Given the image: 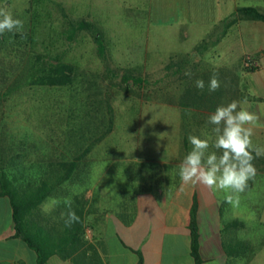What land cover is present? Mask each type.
<instances>
[{
  "label": "rangeland",
  "instance_id": "obj_1",
  "mask_svg": "<svg viewBox=\"0 0 264 264\" xmlns=\"http://www.w3.org/2000/svg\"><path fill=\"white\" fill-rule=\"evenodd\" d=\"M234 5L254 8L264 16V0H230L221 7L220 13L230 11ZM0 8L24 22L23 36L19 32L0 35V79L9 83L8 89L16 90L0 102V127H3L0 144L3 141L5 155H16L13 166L31 170L39 159L58 157L61 151L77 147L78 141L87 144L107 130L101 144L104 147L111 144L126 150L142 149L147 144L153 148L171 145L173 139L168 137L175 110L146 107L163 104L168 96L169 102H181L192 94V90L182 89L181 85L179 92L171 94L173 85L166 84V79L171 82L172 78L169 74L166 76V67L179 64L183 53L196 45L197 31L202 34L206 28L198 23L179 29L174 19H180L175 18L180 11H173V15L171 10H165L163 0H35L33 4L30 0H0ZM61 9L71 20L90 21L102 34L103 59L96 57L88 32H80L73 43L64 41ZM232 13L236 14L233 10ZM182 30L187 34L184 40L180 37ZM211 30L206 32L208 36ZM238 30L235 36L240 41L236 38L230 57L233 66L240 53L264 50V21L242 19ZM211 45L206 39L200 50L210 52ZM30 54L49 57L63 54L62 60L75 67L72 84L62 88L31 87L27 85L26 73L20 79L11 80L27 64L25 59ZM246 60L255 61L258 68L256 59L248 53L240 58L242 67ZM209 64L200 66L203 76ZM126 72L140 76L149 84L159 78L164 82L150 85L147 95L136 88L125 90L119 83ZM109 73L115 80L108 79ZM237 78L242 93L264 97L263 89L252 88L250 75ZM124 136L133 139L122 140ZM260 181H248L246 191L239 194L238 205H221L220 226L234 218L243 224L242 228L223 233V239L226 242L237 239L251 248L245 253L246 258L250 257L246 264H264V183ZM6 202L0 198L1 229L10 226ZM244 260L237 258V264H243Z\"/></svg>",
  "mask_w": 264,
  "mask_h": 264
},
{
  "label": "crops",
  "instance_id": "obj_2",
  "mask_svg": "<svg viewBox=\"0 0 264 264\" xmlns=\"http://www.w3.org/2000/svg\"><path fill=\"white\" fill-rule=\"evenodd\" d=\"M228 2L230 0H163L165 10L180 11L175 17L180 19H174L179 29L185 30L186 26L199 23L207 30L204 29L202 34L197 31V43L183 53L180 68L174 66L166 72V76L170 74L172 78L171 82L166 79V84L173 85L171 94L179 92L180 85L182 89L192 90V94L181 102L172 103L167 99L164 104L146 107L175 110L168 137L173 139L171 145L153 148L147 144L142 149L125 150L111 144L110 147L101 146L102 137L95 145H91L93 141L84 144L90 145L89 149L74 146L53 157L71 162L86 150L83 160L73 162L71 177L59 184L52 197L38 205L34 217L48 233H72V227H65L61 218L62 213L69 211L64 200L70 198L71 210L80 217L83 228L78 241L63 244V253L50 255L46 264H193L186 230L193 203L197 206L198 254L202 264H237V257H227L222 251L220 212L221 205L227 203V193L213 191L200 184L184 185L182 190L179 177V165L192 149L188 139L190 135L209 141L208 154H222L212 146L216 137L208 117L218 106L233 100L242 102L246 110L257 115L252 141L264 148V97L242 93L237 78L250 75L252 88L264 90V50L259 48L247 52L258 63L253 72L242 69L240 58L247 54L245 52L240 53L238 62L232 65L233 47L236 38L240 39L235 33L239 34L242 18L225 27L233 15L232 10L236 12L238 9L234 5L233 9L228 7L230 11L220 13L221 7ZM212 28L208 36V30ZM183 30L180 37L184 40L187 34ZM206 39L212 43V51H195L198 44ZM202 63H210L206 76L200 70ZM188 70L191 77L185 75ZM177 72L180 74L178 80L173 79ZM213 74L221 86L210 93L207 85ZM197 79L204 80V90L196 88ZM124 138L133 139L124 136L122 140ZM49 159L34 162L31 170L19 168L32 173L45 170L50 166ZM253 164L257 170L253 180L264 183V156L256 158ZM6 207L10 216L8 203ZM10 234V226L0 228V264H36L33 251L19 239L7 238ZM242 262L246 264V261Z\"/></svg>",
  "mask_w": 264,
  "mask_h": 264
},
{
  "label": "trees",
  "instance_id": "obj_3",
  "mask_svg": "<svg viewBox=\"0 0 264 264\" xmlns=\"http://www.w3.org/2000/svg\"><path fill=\"white\" fill-rule=\"evenodd\" d=\"M35 0H30L33 4ZM61 16L64 19L63 29L61 30V36L66 43H73L76 40V36L80 32H88L91 35L94 44V53L98 59H103L105 54V46L102 38V34L97 31L93 24L87 20H71L69 19L63 10H60ZM249 19L264 21V16L258 13L254 8L245 7L238 8L236 14L228 18L225 27L233 25L238 19ZM203 41L198 44L195 51H198L202 46ZM31 55V54H30ZM25 59L26 65L19 68L21 71L15 73L13 78H22L23 74H28V86L46 87V88H62L72 84L75 76V67L68 62L62 60L63 54L49 57L45 54L31 55ZM23 61V60H22ZM176 66L180 68L179 64H171L166 67V70L170 71V67ZM27 67V68H25ZM244 71L253 72V67H242ZM170 75V74H169ZM180 78V74H173ZM115 76L109 73L108 79L115 80ZM163 78L154 80L152 84H149L145 79L140 76H133L128 72L121 75L120 85L125 87V90H131L136 88L138 91H144V94L149 93V87L162 85ZM5 86H3V85ZM6 80L0 79V102L9 96L10 93H15L16 90H10L7 88ZM130 85V87L128 86ZM2 86V87H1ZM170 96H168L169 98ZM167 98V99H168ZM167 101V100H166ZM165 103V102H164ZM163 103V104H164ZM3 130V127H0ZM108 131V130H107ZM107 131L98 136L91 145L98 143L102 137L107 134ZM0 138L2 133L0 132ZM78 147L89 149L90 145H84L81 141L77 142ZM3 141L0 144V198H6L8 207L10 210V228L11 234L7 236L9 239H19L23 242L28 249L35 254L36 264H46L47 258L52 254L63 253V244L69 241H78L79 233L83 228L82 221L72 225V233L54 234L46 232L43 227L37 223L34 217L35 211L40 203L45 199L52 197L55 190L59 187V184L69 179L74 172L73 162H80L85 156L86 150L77 155L75 160L71 162L65 159L50 158V166L45 170L28 172L12 166L15 154L5 155ZM22 146V145H21ZM10 145H8V148ZM12 147H14L12 145ZM255 160V159H254ZM253 160V163H254ZM32 173V174H31ZM31 176H30V175ZM197 206L193 203L190 206L188 221L186 230L189 237V253L192 258L193 264H202V261L198 254V229L196 221ZM243 224L237 219H230L228 222L223 223L220 229V234L223 239V233L229 229L242 228ZM57 242V243H56ZM251 251V248L245 243L239 240L226 242L223 239L222 251L227 257L245 258L244 261H248L250 257H245V253Z\"/></svg>",
  "mask_w": 264,
  "mask_h": 264
},
{
  "label": "clouds",
  "instance_id": "obj_4",
  "mask_svg": "<svg viewBox=\"0 0 264 264\" xmlns=\"http://www.w3.org/2000/svg\"><path fill=\"white\" fill-rule=\"evenodd\" d=\"M23 27L24 22L21 19L13 18L7 9L0 8V35L19 32L23 36ZM185 75L191 77L192 73L188 70ZM195 86L201 91L204 90V80L197 79ZM220 86L219 79L213 74L207 90L210 93L215 92ZM257 120V115L246 110L240 101L233 100L227 105L218 106L209 115L208 123L213 125L216 137L212 146L222 154H208L209 141L190 135L188 139L192 149L179 165L182 190L184 185H204L213 191L228 193L225 202L238 205L239 194L246 191L248 181L256 176L253 160L264 156V148L254 145L252 141ZM64 203L69 211L62 213L61 218L64 226L71 228L74 223L79 222L80 217L71 210L70 198H66Z\"/></svg>",
  "mask_w": 264,
  "mask_h": 264
},
{
  "label": "built area",
  "instance_id": "obj_5",
  "mask_svg": "<svg viewBox=\"0 0 264 264\" xmlns=\"http://www.w3.org/2000/svg\"><path fill=\"white\" fill-rule=\"evenodd\" d=\"M244 66L245 67H253V68H256V62L255 61H253V60H246L245 62H244Z\"/></svg>",
  "mask_w": 264,
  "mask_h": 264
}]
</instances>
